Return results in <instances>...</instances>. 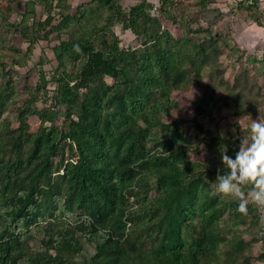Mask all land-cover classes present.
Masks as SVG:
<instances>
[{
  "label": "rangeland",
  "instance_id": "1",
  "mask_svg": "<svg viewBox=\"0 0 264 264\" xmlns=\"http://www.w3.org/2000/svg\"><path fill=\"white\" fill-rule=\"evenodd\" d=\"M116 1L125 11L143 1L146 12L160 19L163 29L172 37L175 62L186 69L180 81H186L179 85L181 88L165 94L166 97L145 102L135 110L129 109L127 121L115 111V104L110 98L116 79L100 76L104 92L100 93L97 108L101 117L106 113L113 116L116 126L112 130L124 140L133 132L142 135L144 152L134 155L129 160L132 164L140 157L156 158L160 167L188 170L185 181L193 184L198 194L192 234L196 237L203 228L200 249L206 251L212 264H264V234L259 232L260 211L264 207L250 201L248 211L244 213L238 210L236 199L215 192L217 180L198 171L196 164L219 162L220 159L206 147L203 135L189 122L194 115V101L202 94L208 99L199 103L197 120L210 130L221 128L224 132L236 134L234 124L238 123V132L242 136L247 135V128L253 119L264 120V66L248 62L249 57L254 56L258 60L264 56V28L253 22L247 8L249 4L257 5L264 22V0H164L163 4L160 0ZM72 14L75 18H67ZM110 14L108 4L104 2L0 0V140H6L10 133L15 132L21 118L27 131L33 135L43 126L53 127V134H59L68 129L72 120H76L75 111L67 108L63 77L59 74L65 72L68 76L64 80L69 82L70 88H74L83 58L65 63V67L60 68L52 47L60 39L90 36L92 28L102 27ZM43 21L48 23L37 25ZM139 23L141 26L147 24L143 19ZM111 30L119 37L122 47L135 49L138 56H144L151 68L156 69L155 52L146 37L135 35L116 22ZM203 35L213 36L211 43L206 42L208 51L224 39L232 47L240 49L230 51L220 47L216 54L207 51L198 84H193L190 83L193 72L184 56L195 49ZM30 43L31 51L28 50ZM210 71L216 76L214 84L223 83L227 90L209 86ZM234 83L241 94L238 95L231 87ZM87 94V89H77L75 102H85ZM240 110L245 112V116L240 115ZM126 132L128 135L125 136ZM120 148L123 150V147ZM27 149L28 145H24L23 152ZM107 149L112 150L111 144L107 145ZM57 152L52 159L51 177L40 181V184H50L52 188L59 186L66 191L71 184L68 177L61 174L62 164L71 156L68 143L61 142ZM34 162L40 163L37 160ZM131 166L134 168L132 177H114L120 184L118 201L122 204L123 215L115 217L116 224L113 226L120 228L121 238L133 248L158 250L161 246L158 234H162L163 228L157 223V218L164 211L161 202L171 189L185 181H160L152 167ZM78 236L86 252L83 257L75 255L70 259L75 263L88 260L96 253L94 243L79 233ZM28 247L42 250V235L33 232Z\"/></svg>",
  "mask_w": 264,
  "mask_h": 264
},
{
  "label": "trees",
  "instance_id": "2",
  "mask_svg": "<svg viewBox=\"0 0 264 264\" xmlns=\"http://www.w3.org/2000/svg\"><path fill=\"white\" fill-rule=\"evenodd\" d=\"M88 1L108 4L111 14L105 24L93 27L88 37L60 39L52 47L60 68H64L65 63L83 58L74 88H70L69 82L64 80L68 76L65 72L59 74L63 77L67 108L75 111L76 120H72L68 129L59 134H53V127L43 126L33 135L27 131L21 118L15 132L10 133L6 140H0V264H212L206 251L200 249L203 228L196 237L192 234L198 194L194 185L185 181L188 170L160 167L156 158L140 157L133 164L129 162L134 155L144 152L142 135L133 132L127 136V141L117 136L112 130L116 126L113 116L106 113L101 117L97 108L100 93L104 92L100 76L116 79L110 98L115 104V111L126 120L129 109L135 110L145 102L166 97L165 94L181 88L179 85L186 80L180 81V78L186 69L173 58L172 37L163 29L158 17L146 12L143 1L131 6L128 11L123 10L116 0ZM160 3L163 4L164 0ZM247 8L253 22L264 28L257 5L249 4ZM67 18L73 19L75 15ZM140 19L147 24L141 26ZM115 22L149 40L157 61L155 70L144 56L137 55L135 49L120 45L119 37L111 30ZM43 23L48 21L38 22L37 25ZM212 41L213 36L203 35L195 49L185 54L188 67L193 72L190 83L198 84L201 64L208 51L206 42ZM220 47L230 51L240 49L232 47L224 39L212 45L208 52L216 54ZM28 50H32L31 43ZM248 62L264 66V56L258 60L254 56L249 57ZM208 79L209 86L227 90L223 83L214 84L216 76L213 71L209 72ZM237 79L239 75L235 81ZM231 87L238 95L241 94L235 83ZM79 88L88 90L87 102H75L74 95ZM207 99L204 94L195 99L194 115L189 122L203 135L206 147L212 149L219 159L222 142L229 143V154L234 155L232 145L239 143L240 125L234 124L236 134L224 132L221 128L210 130L204 127L197 118L200 115L199 103ZM240 115L245 116V112L240 110ZM61 142H67L71 152L70 160L62 164L61 175L68 177L71 184L66 191L59 186L52 188L50 184H40V181L51 177L52 159L57 156ZM109 144L112 150L107 149ZM24 145H28L27 152H23ZM34 160L40 163L36 164ZM220 164V160L210 161L208 164H196V169L217 180L216 172ZM131 165L152 167L160 181H185L186 184L176 185L161 202L164 211L157 218V223L163 228L161 235L156 232L161 243L158 250L133 248L121 238L120 228L113 226L116 224L115 217L123 215L122 204L118 201L120 184L114 177H132L134 168ZM155 202L159 204L157 200ZM260 213L261 219L264 208ZM33 232L42 235V250L28 247ZM78 233L94 243L96 248V253L81 263L70 260L75 255L83 257L86 252Z\"/></svg>",
  "mask_w": 264,
  "mask_h": 264
},
{
  "label": "clouds",
  "instance_id": "3",
  "mask_svg": "<svg viewBox=\"0 0 264 264\" xmlns=\"http://www.w3.org/2000/svg\"><path fill=\"white\" fill-rule=\"evenodd\" d=\"M238 139V145H232L234 155L229 154V143L219 145L215 192L236 199L238 210L246 213L250 201L264 207V120L253 119L247 135Z\"/></svg>",
  "mask_w": 264,
  "mask_h": 264
},
{
  "label": "built area",
  "instance_id": "4",
  "mask_svg": "<svg viewBox=\"0 0 264 264\" xmlns=\"http://www.w3.org/2000/svg\"><path fill=\"white\" fill-rule=\"evenodd\" d=\"M259 232L261 235L264 234V217L260 219V231Z\"/></svg>",
  "mask_w": 264,
  "mask_h": 264
}]
</instances>
